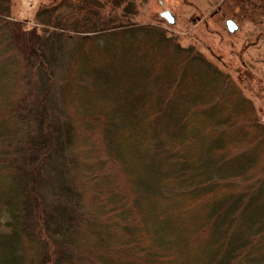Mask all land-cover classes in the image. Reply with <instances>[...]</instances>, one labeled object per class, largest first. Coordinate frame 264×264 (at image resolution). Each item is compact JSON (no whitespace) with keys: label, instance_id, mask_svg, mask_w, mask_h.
<instances>
[{"label":"trees","instance_id":"16d2710c","mask_svg":"<svg viewBox=\"0 0 264 264\" xmlns=\"http://www.w3.org/2000/svg\"><path fill=\"white\" fill-rule=\"evenodd\" d=\"M256 2L264 11V0ZM104 3L105 0L50 1V5L40 6L36 22L44 29L64 30L68 35L72 34L66 31L84 33L88 38L115 34L106 44H98L102 45L97 57L101 65L90 64L92 60L96 62L90 51L92 45L73 50L80 55L76 64L80 67L71 72L72 91H81L86 101L76 97L72 109L76 110L80 101L85 106L94 105L95 110L99 108L92 113L102 116L96 123L110 119L104 134L109 143L113 139L118 142L111 146L124 172L130 173L128 167H136L146 170V179L153 177L148 188L157 191L156 200L149 201L142 212L151 228L147 230V224H140L129 195L118 198L112 193L103 198L101 193H92L86 200L87 210L90 215L100 213L104 217L100 221L89 219L70 207L67 218H60L59 230L65 228L73 247L89 244L101 249L102 244L95 241L100 235L107 242L108 257L117 264H264V121L253 101L226 70L207 60L203 53H194L193 46L182 45L160 24L126 22L128 14H132L129 10L134 9L129 5L120 13L109 10L113 13L100 17L99 24H89V14L104 9ZM11 4V0H0L1 25L11 22ZM63 6L71 11H60ZM116 26L122 27L109 29ZM64 32L61 36L66 35ZM124 36L127 43L122 44ZM41 39L38 35L33 49L24 51L26 47L22 46L19 51L23 66L16 65L15 69L21 79L26 67L34 63L30 62L34 52L40 51L45 57L43 67L53 71L47 53L38 46ZM7 75L9 65L0 66V154L6 152L15 159L7 160L4 166L0 162V198L7 187L5 208L11 213L8 224L14 230L0 232V264H55L53 244L36 230L28 229L30 198L25 199L23 194L31 195L42 176V166L64 174L63 162L71 153L74 165L69 167V173H73V182H67V186L71 184L78 199L85 197L100 167L97 143L90 139L91 130L81 120L77 122L82 124L81 142L74 144L72 151L70 143L75 142L78 133L71 123L75 122L72 117L76 118V111H71L69 118L68 113L64 114L65 124L44 129L49 119L45 101L39 106L22 96L29 103L28 110H23L21 90L7 88ZM83 77L84 86L75 82ZM18 110L23 112L11 113ZM101 110L115 114L108 117ZM81 145L86 146L84 151L79 149ZM52 148L60 152L54 159ZM61 178L64 184L66 175ZM118 200H124L126 205L111 215V206ZM44 214L52 220V211L46 209ZM119 215L128 218L124 226L117 223ZM82 224L86 225L83 230ZM107 224L122 227L123 233L114 228L106 236ZM80 235L87 240L79 241ZM25 236L42 242L39 258L32 259L31 255L30 263L24 260Z\"/></svg>","mask_w":264,"mask_h":264},{"label":"rangeland","instance_id":"374dc122","mask_svg":"<svg viewBox=\"0 0 264 264\" xmlns=\"http://www.w3.org/2000/svg\"><path fill=\"white\" fill-rule=\"evenodd\" d=\"M50 1L58 3L61 0H11L12 11L9 17L11 22L7 25L8 27L0 24V33L2 37L0 38V66L6 67L9 65V76H5L4 80L9 90H15L16 88L21 90V95L19 97L22 102L25 103L24 97L22 96H26V100H33L37 105H39V102L42 103L45 101L49 119L45 120V124L43 125L44 129H51L58 123L62 125L65 124L66 117L64 114L68 113L69 118V113L72 111V113L75 114L76 111V118L72 117L75 122L71 123L74 129H76L75 133H78L76 134L77 137L74 139L75 142L70 143L72 151L74 150V144L78 145V143L81 142L82 124H78L77 122L82 120L86 129L91 130L90 139L95 140L97 143L100 167L97 168L98 175L95 176V184L93 183V185L91 183L89 185V189L96 190V192L89 190L85 197L80 196V199H78L77 195H75L72 190L71 184L67 186V182L68 184L73 182V173H69V167L71 166L73 168L74 165L71 153L70 157L66 158L63 162L66 171L68 169V174H65L66 171L64 174L58 173V170L49 167L46 170V167L42 166V176L31 189V195L28 196L26 193L23 194L25 199L30 198V208L27 216L28 229L36 230L42 237H45L49 243L51 242L53 244L52 247H54L56 251L54 255V260H56L55 264H59L57 263L58 261H60V264H117L113 257L112 260L108 257L107 242L106 240L103 242L100 235H98L99 237H95V241L102 244L101 249L96 246V248H92L89 244H84L82 247H73L74 244L70 245L72 238L66 233L65 228L61 227L62 229L59 230L61 225L60 218H67L66 211L70 207H73L79 214L82 213L89 219L93 218L100 221V218H103L104 214L92 213L90 215L87 210L88 206L86 205L87 198L91 196L92 193H101L103 194V198L112 193L118 198L126 194V197L129 195L133 207L139 213L140 224L142 225V222L147 224L148 230L151 228V224L143 219V213H145V208L148 207H145V205H149V201L154 202L156 200L154 197L157 191L148 188L153 183V177L151 176L146 179V170L128 167L131 174L129 172H124V167L118 161V156L114 155L111 146L118 142L113 139L109 143L104 134L110 119L107 121L100 119L102 123L101 121L96 123L98 117L102 118V116L98 115L99 113H92L95 111L97 112L99 108L95 110L94 105L85 106L82 101H80L79 105L75 107L76 110L72 109L76 97L86 101L81 91H72V82L74 79H72L71 72L75 68L80 67L76 65L78 61L77 58H80V55H78L79 53L77 52L72 53L73 50H75L77 46L83 48L84 44L89 46L92 45L90 51L94 55L96 62L92 60L90 64L94 66L97 64L101 65L97 57L101 51L100 47L102 45L99 46L98 44H106L109 38H115V34L108 36L112 33H107L105 38L99 37L98 35L100 34H97L93 38H88V36H85L86 34L75 31H66L72 34L68 35L62 30L66 35L61 36V30L44 29L42 25L36 22V13L42 4L50 5ZM105 1L104 9L97 10L94 14H89L91 15L88 19L89 24H94V21L99 24L100 22L98 21L100 17H109L110 14L116 11L120 13L121 10L128 5L129 7H133L134 9L129 10L132 14H128L126 22L138 21L160 24L169 34L175 36L176 40L182 45L186 47L193 46L194 53H203L207 60L218 64L223 70H226L234 81H239L242 91H244L246 96L251 98L256 112H258V115L262 118L261 120L264 121V11L257 5L256 0H252L251 2L246 0H227L228 2H225L226 0H127L123 4H120L119 0H112V2L108 0ZM251 5H256L257 7L251 8ZM168 8L171 9L175 15L176 21L174 23L168 22V20L161 15V12ZM59 10L65 13L71 11V9L66 6L61 7ZM229 18L236 20L239 29L233 32L229 31L226 24V20ZM120 27L122 26L111 27L109 29ZM32 28H34V30ZM52 31H54V33ZM87 33L92 34V32ZM38 35L40 38L42 37L38 46L47 53L50 59L49 66L54 67V69L52 71L49 68L46 69L43 67L45 66V64L42 63L45 58L44 55L40 54V51L34 52L30 58V62L34 63L31 67H26V77L24 76V78L21 79L18 77L20 74H18L15 69L16 65L20 64V66H23V64H21L22 55H19V51L23 48L22 46L26 47L23 48L24 51H29L31 48L33 49L34 42ZM116 38L119 40V36ZM120 43H127L125 36L120 40ZM135 44L136 42L134 45ZM121 48L124 49V45H122ZM11 59L15 61L11 62ZM104 63L105 62L102 64ZM85 79V77H83V80L79 78L76 79L75 82H81L84 86ZM90 87H92V76ZM91 96L93 97V94ZM27 104L29 103L27 102L24 104L25 108L23 110H28ZM96 105L100 106L98 100L96 101ZM23 110L12 111L11 113H20L23 112ZM101 111L109 115L108 117L115 114L113 112L106 113L104 110ZM115 119L119 122L118 118ZM116 120H114L115 123H117ZM15 124L16 122L13 123V125ZM55 140L56 139H53L56 143ZM85 147V145H81L79 149L84 151L86 149ZM51 150L50 153L53 159L59 156L60 152L55 151V148ZM79 154L81 155V153H78V155ZM73 156L74 158L76 157L75 152H73ZM14 159L15 157L13 155H8V153L3 152L0 157V162H3L4 166L7 160L14 161ZM89 160L90 159H88V161ZM36 168H38V165L35 166V169ZM64 175H66L67 180L63 184L61 177H64ZM85 181H87V178H85ZM85 181L82 182L89 183ZM32 182L33 180L30 181L31 184ZM50 183L55 185V188L52 187ZM6 189L7 190L2 191L3 194L0 198V232L14 230L12 225L10 226L8 224V218H11V213L8 208H5V197L9 193L7 187ZM64 190L67 192H63ZM22 193L23 191L21 194ZM123 201L118 200L115 202V206H111V215H113V213L118 214L121 207L124 209L126 203H123ZM46 209L53 212L51 221H49V217L44 214ZM116 219L117 223L122 226L128 221V218L120 215L117 216ZM76 222L71 226H75ZM49 223H51L50 228L48 227ZM80 223L81 220L78 221L77 225ZM81 226V230L86 228L85 224ZM108 226L109 232L107 233L108 230L106 231V236H108L114 228L117 232L123 233L122 227ZM163 233H166V231H163ZM79 237V241L87 240L84 235H80ZM168 239L172 238L168 237ZM24 240V260L30 263L29 260L31 255L32 259L39 258L40 252L42 251V242L35 237L27 236H25ZM88 243H91V241H88ZM166 243L168 242L165 241V244ZM118 248H116L115 251ZM70 251H72V253H70ZM139 259L140 258H138V260ZM38 261L40 260H37V262ZM98 261L100 263H98Z\"/></svg>","mask_w":264,"mask_h":264},{"label":"water","instance_id":"95a60500","mask_svg":"<svg viewBox=\"0 0 264 264\" xmlns=\"http://www.w3.org/2000/svg\"><path fill=\"white\" fill-rule=\"evenodd\" d=\"M161 14L166 19H168V21L171 22V23H174L176 21L175 16H174V14L172 13V11L170 9H168L166 11H163ZM226 24H227V27L229 28V30L231 32H233V31H235L236 29L239 28L237 22L235 21V19H231V18L227 19L226 20Z\"/></svg>","mask_w":264,"mask_h":264}]
</instances>
